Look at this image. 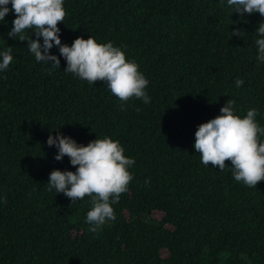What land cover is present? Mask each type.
<instances>
[{"label": "trees", "instance_id": "16d2710c", "mask_svg": "<svg viewBox=\"0 0 264 264\" xmlns=\"http://www.w3.org/2000/svg\"><path fill=\"white\" fill-rule=\"evenodd\" d=\"M7 7L0 53L11 47L13 60L0 71V264H264V181L237 182L230 161L222 171L205 166L193 147L198 126L228 100L241 118L256 109L264 128L255 44L264 17L241 15L227 0H64L61 44L91 36L120 48L149 82L145 105L66 72L55 44L49 54L60 68L38 62L27 41L7 35L15 19ZM236 29L241 37L231 35ZM58 133L84 146L109 137L135 161L128 191L111 205L115 219L95 232L86 222L91 198L72 202L48 185L51 171L76 170L46 143Z\"/></svg>", "mask_w": 264, "mask_h": 264}, {"label": "clouds", "instance_id": "9594fccd", "mask_svg": "<svg viewBox=\"0 0 264 264\" xmlns=\"http://www.w3.org/2000/svg\"><path fill=\"white\" fill-rule=\"evenodd\" d=\"M9 3L15 19L7 35L27 41L28 50L38 62H51L54 67L60 68L58 57L49 54L55 44L66 61V72L89 84L106 81L111 93L122 102L136 98L145 105L150 103L151 98L145 91L149 82L139 71L138 64L128 61L124 52L111 42L97 43L89 36L87 39L77 37L71 46L61 44L57 25L63 23L67 15L64 0H0V21H4L9 13ZM227 4L241 15L259 13L264 17V0H227ZM26 30L34 32L37 39L26 37ZM256 32L261 37L255 41L257 58L264 62V22L259 24ZM243 33L236 29L231 35L241 37ZM40 37L43 38L42 45ZM11 51L12 48L8 47L0 53V71L7 70L12 63ZM235 83L240 87L244 81L237 79ZM234 104L235 101L228 100L221 107L220 115L198 126L193 147L205 166L212 165L222 171L226 161H230L234 179L256 188L259 182L264 181V141L261 140L264 128L256 122V109L248 110L241 118L234 114ZM46 143L58 149L55 160L61 161L67 156L76 169L75 172L51 171L48 180L50 189L63 193L72 202L83 200L86 196L91 198V210L86 216V222L93 225L90 231L95 232L106 221L114 220L111 205L128 191L133 179L128 168L135 163L124 155L120 143L104 137L84 146L59 133L55 137L49 135Z\"/></svg>", "mask_w": 264, "mask_h": 264}]
</instances>
